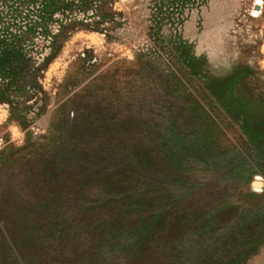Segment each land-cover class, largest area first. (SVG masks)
<instances>
[{
    "label": "rangeland",
    "instance_id": "rangeland-1",
    "mask_svg": "<svg viewBox=\"0 0 264 264\" xmlns=\"http://www.w3.org/2000/svg\"><path fill=\"white\" fill-rule=\"evenodd\" d=\"M0 264H264V0H0Z\"/></svg>",
    "mask_w": 264,
    "mask_h": 264
},
{
    "label": "water",
    "instance_id": "water-1",
    "mask_svg": "<svg viewBox=\"0 0 264 264\" xmlns=\"http://www.w3.org/2000/svg\"><path fill=\"white\" fill-rule=\"evenodd\" d=\"M254 185H255V186H259V187H261V186H262V183H260V182H255Z\"/></svg>",
    "mask_w": 264,
    "mask_h": 264
}]
</instances>
